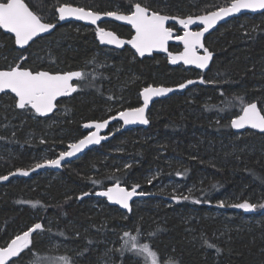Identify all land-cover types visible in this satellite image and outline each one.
<instances>
[{
  "label": "trees",
  "instance_id": "16d2710c",
  "mask_svg": "<svg viewBox=\"0 0 264 264\" xmlns=\"http://www.w3.org/2000/svg\"><path fill=\"white\" fill-rule=\"evenodd\" d=\"M24 2L43 21L57 23L56 9L64 4L127 14L136 0ZM139 2L187 17L231 0ZM104 26L122 38L131 35L127 28ZM205 43L214 53L203 75L207 82L153 103L148 128L118 134L60 172L0 185V248L36 223L43 226L10 264H33L36 258L44 264H102L113 240V264H146L142 255L121 252L126 232L149 244L157 264H264V135L230 128L244 104L256 101L264 110V13L233 19ZM21 65L34 72L81 71L85 78L79 92L49 118L18 109L11 95H0V176L56 158L84 136L83 123L138 106L142 88L173 87L197 77L192 70L169 67L161 56L139 60L128 48H100L92 30L74 23L57 25L25 50L0 30V70ZM116 178L154 196L136 201L130 214L110 207L94 195ZM85 192L89 195L82 196ZM245 201L257 207H233Z\"/></svg>",
  "mask_w": 264,
  "mask_h": 264
},
{
  "label": "snow or ice",
  "instance_id": "6c2138e0",
  "mask_svg": "<svg viewBox=\"0 0 264 264\" xmlns=\"http://www.w3.org/2000/svg\"><path fill=\"white\" fill-rule=\"evenodd\" d=\"M242 9L255 11L257 9L264 10V0H231L230 5L219 7L216 11H211L205 15L187 17L170 16L163 14L155 9L150 10L148 6L142 5L139 0L131 5L127 14H120L117 11H107L100 13L94 10H86L80 7H72L70 5H62L58 7L59 20H65L66 17H75L78 20L88 21L95 25L101 19V16L113 17L117 21H126L135 30V35L126 43L130 44L135 52L140 56L145 53H151L153 49L167 50L166 44L173 38V29L166 27L169 20H175L185 29L182 36L176 38L184 45V51L179 57L172 56L171 62L175 64L177 60H182L186 65H195L197 68L204 69L212 57V53L204 48L201 38L217 21L224 17L230 16L233 13L240 12ZM203 25L200 31H190L189 26L196 24ZM55 27L54 24L43 21L42 18L33 13L26 5L24 0H6L0 2V29H5L8 33L14 34L15 43L23 48L33 41L35 37H39L43 33H48L49 30ZM96 33L101 43L114 44L117 47L121 46L125 41L118 38L116 34L106 31L104 28H97ZM203 48L204 54L199 55L198 50ZM84 73L80 71H71L66 73L52 74L48 71H31L23 68V66L10 67L6 71H0V92H10L14 94L15 107L18 109H31L35 113L43 116L52 112L56 106L55 102L58 97L69 95L75 92L77 88L73 85L74 79L83 80ZM201 84L206 83L204 79L199 81ZM195 83L188 80L186 83L177 85L179 89H184L187 85ZM172 88L165 87H146L140 93L143 97V106L131 108L118 112V118L123 121L124 125L141 123L147 124L149 121L145 116V109L148 107L149 101L154 96H160L168 92H172ZM242 114L231 120V127L234 129H242L246 125L253 129H259L264 132V114L261 109H258L256 103H246L243 105ZM110 117L109 119H116ZM109 119L103 121L90 122L84 125L86 129H95L90 131L88 135L68 145V150L60 152L55 159H44L42 162L35 164V167L29 170H20L17 172L20 175L27 176L29 171L44 167L59 168L62 161L66 158L75 156L80 153L88 145L99 144L106 137L99 133L109 124ZM127 168L128 165H125ZM179 175V173H177ZM16 173H9L8 176H0V180L7 181L9 176H14ZM113 179V177H108ZM93 184L99 181L93 180ZM151 183V180H149ZM140 185L136 184L129 190L127 187L121 186V182L116 178L115 183L96 193L97 196L106 197L108 201L120 205L124 209L130 208V201L133 197L144 196L147 193L137 191ZM89 193H82V196H87ZM81 197H77L80 199ZM187 200L188 196L179 197L173 195V200ZM200 203V201H196ZM35 206V205H33ZM223 207V203L220 205ZM233 207L254 210L257 205L247 201L233 205ZM260 207H264L261 205ZM42 224L36 223L28 228L22 234L15 236L7 247L0 248V264H10V258L17 257L22 250L28 249L30 246V237L37 230L42 229ZM126 242L121 248V252L126 249L134 253L144 256L146 264L150 260L151 264H157L156 253L152 251L149 244L139 243V237L132 236L130 233H124ZM67 262V258H65ZM33 264H44L40 258H36Z\"/></svg>",
  "mask_w": 264,
  "mask_h": 264
},
{
  "label": "water",
  "instance_id": "95a60500",
  "mask_svg": "<svg viewBox=\"0 0 264 264\" xmlns=\"http://www.w3.org/2000/svg\"><path fill=\"white\" fill-rule=\"evenodd\" d=\"M64 5H66V4H64ZM229 5H230V4H229ZM61 6H62V5H61ZM70 6H72V5H70ZM59 7H60V6H59ZM72 7H76V6H72ZM57 9H58V8H57ZM57 9H56V17H57V19H58L59 24H66V23H69V22H74V23H80V24H83V25H85V26L96 27V28H97V26H98L100 23H104V22H113V23H117V24H120V25H124V26L130 27L131 30H132V32H133V35H135V30H134V29L132 28V26H131L130 24H128L126 21H117V20H115L113 17H107V16H103V15L101 16V19H100L99 21H97V23H96L95 25L91 24V23L88 22V21L78 20V19H76L75 17H66L65 20H59V14H58V12H57ZM217 10H218V9H217ZM215 11H216V10H215ZM119 13H120V12H119ZM263 13H264V10H262V9H257V10H255V11H252V10H249V9H242L240 12L233 13V14H231L230 16L224 17L223 19L217 21V23H216L212 28H210V29L208 30V32H206V33L204 34V36L201 38L202 43H203V45H204V48H207V47L205 46V40L208 38V36H210L212 33H214V32H215L220 26H223V25L227 24L228 22L232 21L233 19L238 18V17H240V16H242V15H249V14H250V15H261V14H263ZM120 14H125V13H120ZM203 15H205V14H203ZM194 17H195V16H194ZM170 25H175V26H177L178 30L182 31L181 35H177L176 32L173 30V38L167 42V44H166V46H165L166 49H167L166 51H165V50H160V49H153L151 53H145L144 56H140L138 53L135 52V49L132 48V46H131L130 44L126 43L127 41L131 40L132 37H131L130 39H127V40H126V39H121V38L118 37L120 40L125 41V43H123V44H122L121 46H119V47H117V46L114 45V44H105V43H101V41H100V39L98 38V36H97L96 40H97V42H98V44H99L100 47L110 48V49H114V50H122L124 47H128V48H130V49L135 53V55L137 56L138 59L149 58V57H152V55H154V54H155V55H162V56H165V57L167 58V65H168L169 67H172V68H173V67H183V68H185V69H193V70L199 72L200 74H206V73L210 70V67H211V64H212V61H213V58H214V53L211 52L208 48H207V49L212 53V57H211V59L209 60L208 65H207L204 69L197 68L195 65H186V64L183 63L182 60H179V59L177 60V62H176L175 64H173V63L171 62V57H172V56L179 57V55H180L181 53H183V51H184V45H183V43H182L180 40H178L176 37H177V36H182V35L184 34L185 29L183 28L182 25H180L179 23H177L175 20H169V21L166 23V27H168V26H170ZM202 28H203V25H201V24H199V22H197L196 24L190 25L188 30H190V31H200ZM54 29H55V27H54L53 29L49 30L48 33H43V34H41L39 37H35V38L33 39V41H30L29 44H28V45H25L23 48H21L20 46H18L16 43H15V46H16V48H17L18 50H25V49L28 48V46H30L35 40H37V39H39V38H41V37H44V36H48V35H50V34L54 31ZM0 30H1L4 34L13 37V39H14V41H15L14 34H12V33H8L5 29H0ZM106 31H110V30H106ZM110 32H112V31H110ZM114 34H115V33H114ZM96 35H97V34H96ZM133 35H132V36H133ZM170 45H179V46L182 47V51H181L180 53H172V52L169 51V46H170ZM198 54H199V55H203V54H204V49H203V48L199 49V50H198ZM6 70H8V69L0 70V71H6ZM201 79H203V77H199V78H196V79H190V80L194 81L195 83L190 84V85H187V87L184 88V89H179L177 86L166 87V86H162V85H159V86L150 85V86H152V87H165V88H172L173 91H172V92L165 93V94L160 95V96H154V97H152V99L149 101L148 107L145 109V116H146V118L148 119V112H149V110L151 109L153 103H155L156 101L164 100V99H166V98H168V97H170V96H172V95H174V94H182V93H184L185 91H187L188 89H190L191 87H193V86H195V85H202V84L199 82ZM76 80H77V79H74L72 82H74V81H76ZM187 81H188V80H186V81H184V82H182V83H186ZM180 84H181V83H180ZM75 87H76V86H75ZM148 87H149V86H148ZM76 88H77V87H76ZM145 88H146V87H145ZM142 91H143V89L141 90V92H142ZM141 92H140V93H141ZM73 93H74V92H72V93H70L69 95H66V96L58 97V98H57V101L55 102V105H56L57 102L60 101L61 99H65V98H69V97H71V96L73 95ZM4 94H9V95H11V96L14 98V94H12V93H10V92H0V95H4ZM139 97H140V106H139V107H141V106H143V97H142L140 94H139ZM251 103H256L257 106H258V109H261L260 106H259V104H258L256 101L251 102ZM30 110H31V109H30ZM32 111L35 113L34 110H32ZM56 111H57V105L53 108L52 112L47 113L46 115L41 116V115H39V114H37V113H35V115L38 116L39 118H49V117H51ZM117 114H118V113H117ZM117 114H115V115H113V116H110V117H117L116 119H109L110 117L106 118V119H109V124H108V126H107L106 128L102 129V130L100 131V133H99L101 136L106 137V139H102L101 142H100L99 144L88 145L86 148H84L80 153H77L75 156L70 157V158H66L65 161H62V165H61V167H59V168H55V167H44V168L36 169L35 171H29V174H28L27 176L20 175V174L17 172V170H16V171H13V172H11V173H16V175H14V176H9V179H8L7 181H2V180H0V185L7 184L9 181H11V180H13V179H28V178L32 177L33 175H37V174L44 173V172H60V171H62V169H63L64 166H66L67 164L73 162L74 160H76V159L82 157V156H83L85 153H87L88 151H90V150H92V149H95V148H98V147H100L101 145L107 143V142L110 141L114 136H116V135H118V134H121V133H123V132L129 131V130L134 129V128H143V129H146V128H148V126H149V122H148L147 124L133 123V124L124 125V124H123V121L120 120V119L118 118V115H117ZM241 114H242V111H241L237 116H239V115H241ZM262 114H263V112H262ZM237 116H236V117H237ZM236 117H234V118H236ZM231 120H232V119H231ZM102 121H103V120H102ZM148 121H149V120H148ZM90 122H96V121H89V122H86V123H84V124L82 125V129L86 132V135H88V133H89L90 131H95V129H86V128L84 127L85 124L90 123ZM115 124H119V125H120L119 128L116 129L115 131L110 130V129H112L113 125H115ZM230 128H231L232 132H234V133H236V134L243 133V132H245V131H252V132H255V133H257V134H262V135H264V132H261L259 129H253V128H251L250 126H247V125H246L244 128H242V129H234V128L231 127V121H230ZM86 135H85V136H86ZM83 137H84V136H83ZM83 137H82V138H83ZM80 139H81V138H80ZM77 141H78V140H77ZM66 150H68V147H67ZM58 156H59V155H58ZM56 158H57V157H56ZM34 167H35V166H33V167L29 168V169H32V168H34ZM29 169H20V170H29ZM8 175H9V174H7V175H5V176H8ZM110 186H112V185H110ZM110 186H109V187H110ZM121 186H122V185H121ZM123 187H125V186H123ZM106 189H107V188H106ZM106 189H102V190H106ZM128 189L130 190L131 188H128ZM102 190H98L97 192L102 191ZM137 191H141V190H138V189H137ZM97 192H96V193H97ZM96 193H95L94 196H95L97 199H104L110 207L117 208L118 210H120L121 212H124V213H126V214H130V213H131V211H129L128 209H124V208H122L120 205L115 204L114 202H110V201H108L106 197L97 196ZM153 196H154V195H152V194H148V193H147V194L144 195V196H136V197H133L132 201H130V208H131V210H132V206H133V204H134L136 201H138V200H142V199H146V198H151V197H153ZM21 234H22V233H21ZM10 242H11V240H10ZM10 242H9V243H10ZM7 245H8V244H7ZM7 245H6L5 247H7ZM20 254H21V253H20ZM20 254H19L17 257L10 258V263H12L13 261H15V260L20 256Z\"/></svg>",
  "mask_w": 264,
  "mask_h": 264
},
{
  "label": "flooded vegetation",
  "instance_id": "af4514ba",
  "mask_svg": "<svg viewBox=\"0 0 264 264\" xmlns=\"http://www.w3.org/2000/svg\"><path fill=\"white\" fill-rule=\"evenodd\" d=\"M56 20H57V23H52V24H54L55 25V28H56V26L57 25H62V24H59V22H58V19H57V17H56ZM69 23H74V22H69ZM105 23H112V24H115V25H117V26H120V27H124V28H127V29H129L130 30V32H131V35L128 37V38H122V37H120L116 32H114V31H112L110 28H108V27H105L104 26V24ZM74 24H78V25H81L82 27H85V28H88V29H90V30H92L93 31V33H94V37H95V41L97 42V40H96V38H97V33H96V29L97 28H104L105 30H110V31H112L113 33H115L119 38H121V39H130L131 37H132V35H133V32H132V30H131V28L130 27H127V26H124V25H120V24H117V23H113V22H104V23H100L98 26H97V28L96 27H89V26H85V25H83V24H80V23H74ZM168 27H171L175 32H176V34L177 35H181V33H182V31H180V30H178V28H177V26H175V25H170V26H168ZM55 30V29H54ZM45 37V36H44ZM13 38V37H12ZM42 38V37H41ZM40 39V38H39ZM38 40V39H37ZM36 41V40H35ZM206 41V40H205ZM15 42V41H14ZM97 44H98V42H97ZM98 46H99V44H98ZM174 47V49H173V51L170 49L171 47ZM205 46H206V43H205ZM100 47V46H99ZM100 48H103V49H107V50H114V49H110V48H105V47H100ZM124 48H128V47H124ZM123 48V49H124ZM134 55H135V53L130 49V48H128ZM114 51H120V50H114ZM169 51L170 52H172V53H180L181 51H182V47L181 46H179V45H170L169 46ZM136 56V55H135ZM154 56H161L162 58H164L165 60H166V63H167V58L165 57V56H162V55H152V57H154ZM137 57V56H136ZM152 57H149V58H152ZM139 60H142V59H139ZM172 68V67H171ZM173 68H183V67H173ZM183 69H185V68H183ZM185 70H192V71H194V72H196V78H199V77H203V75H205V74H200L199 72H197V71H195V70H193V69H185ZM68 72H71V71H68ZM81 72V71H80ZM59 73H66V72H59ZM52 74H57V73H52ZM196 78H192V79H196ZM204 78V77H203ZM187 80H190V79H187ZM79 81H80V79H77L76 81H74V82H72L73 83V85L74 86H76L77 87V90L73 93V95L74 94H76L77 92H79ZM186 81V80H185ZM148 86H150V85H148ZM148 86H146V87H148ZM154 86H159V85H154ZM145 88V87H144ZM144 88H142V89H144ZM141 89V90H142ZM141 92V91H140ZM140 92H139V94H140ZM139 94H138V97H139ZM72 95V96H73ZM71 96V97H72ZM70 98V97H69ZM66 99H68V98H65V99H61L60 101H58L57 102V111H58V105L63 101V100H66ZM139 100H140V97H139ZM140 106V103H139V105L138 106H136V107H139ZM136 107H134V108H136ZM127 109H131V108H126V109H124V110H127ZM57 111L55 112V113H57ZM121 111H123V110H121ZM150 111V110H149ZM118 112H120V111H118ZM117 112V113H118ZM54 113V114H55ZM117 113H115V114H117ZM149 113V112H148ZM53 114V115H54ZM115 114H113V115H115ZM52 115V116H53ZM113 115H110V116H113ZM51 116V117H52ZM110 116H108V117H110ZM107 117V118H108ZM106 119V118H105ZM105 119H103V120H105ZM99 121H102V120H99ZM89 122V121H88ZM86 123V122H85ZM84 124V123H83ZM82 124V125H83ZM119 124H115V125H113V127H112V129H110V130H112V131H115L116 129H118L119 128ZM117 127V128H116ZM116 128V129H115ZM115 129V130H114ZM83 130V129H82ZM83 132L85 133L84 134V136L86 135V132L83 130ZM22 253V252H21ZM21 255V254H20Z\"/></svg>",
  "mask_w": 264,
  "mask_h": 264
},
{
  "label": "rangeland",
  "instance_id": "374dc122",
  "mask_svg": "<svg viewBox=\"0 0 264 264\" xmlns=\"http://www.w3.org/2000/svg\"><path fill=\"white\" fill-rule=\"evenodd\" d=\"M57 113H59V112H57ZM56 113V114H57ZM117 128V127H116ZM115 128V129H116ZM114 129V130H115ZM77 141V140H76ZM76 141H73V142H76ZM73 142H70L69 144H71V143H73ZM63 151H66V148L63 150ZM62 152V151H61ZM60 153V152H59ZM44 159H55V157H53V158H49V157H44L40 162H42ZM39 230H37L36 232H38ZM35 233V232H34ZM113 244H114V240L113 241H111V243L109 244V247H110V249H106V251H105V253H103V258H102V261H101V263L102 264H113L112 263V255L109 253V252H111L112 253V251H111V249L113 248ZM55 246V247H54ZM53 247L54 248H58L59 247V245H54ZM52 247V248H53ZM108 247V248H109ZM25 250V249H24ZM24 250H22V252L24 251ZM148 264H151V262H150V260L148 261Z\"/></svg>",
  "mask_w": 264,
  "mask_h": 264
},
{
  "label": "bare ground",
  "instance_id": "6f19581e",
  "mask_svg": "<svg viewBox=\"0 0 264 264\" xmlns=\"http://www.w3.org/2000/svg\"><path fill=\"white\" fill-rule=\"evenodd\" d=\"M58 157V156H57Z\"/></svg>",
  "mask_w": 264,
  "mask_h": 264
}]
</instances>
